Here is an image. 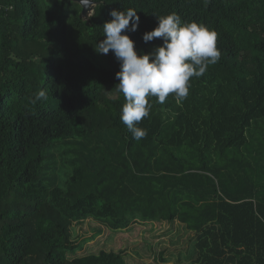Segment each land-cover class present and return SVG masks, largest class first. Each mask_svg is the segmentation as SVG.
<instances>
[{
    "label": "trees",
    "instance_id": "trees-1",
    "mask_svg": "<svg viewBox=\"0 0 264 264\" xmlns=\"http://www.w3.org/2000/svg\"><path fill=\"white\" fill-rule=\"evenodd\" d=\"M95 1L84 21L71 0H0V264H127L123 250L71 257L87 219L178 221L197 233L195 264H264V0ZM127 8L138 54L170 13L221 51L182 103L153 98L140 141L119 118V61L95 49Z\"/></svg>",
    "mask_w": 264,
    "mask_h": 264
},
{
    "label": "clouds",
    "instance_id": "clouds-1",
    "mask_svg": "<svg viewBox=\"0 0 264 264\" xmlns=\"http://www.w3.org/2000/svg\"><path fill=\"white\" fill-rule=\"evenodd\" d=\"M89 4L90 0H83L84 7ZM110 15L112 19L103 25L105 38L95 49L105 55L111 50L119 61L120 69L115 74L119 82L115 87L125 101L119 118L132 138L140 141L147 136V130L138 125L150 115L153 98L162 105L172 95L178 104L182 103L189 95L191 78L201 77L210 65L219 61L217 33L203 23L183 22L180 15L170 13L159 16L158 25L143 34L145 43L154 38L162 39L163 43L151 52L138 54L135 42L127 34L138 28L137 11L113 9ZM41 99H46L44 91L32 102Z\"/></svg>",
    "mask_w": 264,
    "mask_h": 264
},
{
    "label": "rangeland",
    "instance_id": "rangeland-1",
    "mask_svg": "<svg viewBox=\"0 0 264 264\" xmlns=\"http://www.w3.org/2000/svg\"><path fill=\"white\" fill-rule=\"evenodd\" d=\"M74 237L83 242L84 247L71 257L101 250H123L127 264H195L198 259L197 233L178 221L115 231L87 219L74 227ZM160 253L164 261L159 259Z\"/></svg>",
    "mask_w": 264,
    "mask_h": 264
},
{
    "label": "water",
    "instance_id": "water-1",
    "mask_svg": "<svg viewBox=\"0 0 264 264\" xmlns=\"http://www.w3.org/2000/svg\"><path fill=\"white\" fill-rule=\"evenodd\" d=\"M79 3L82 6L81 15L84 21H89L90 18L95 14L97 2L90 0V4L86 7L83 6V0H71Z\"/></svg>",
    "mask_w": 264,
    "mask_h": 264
}]
</instances>
